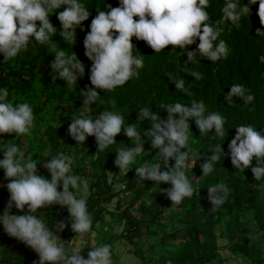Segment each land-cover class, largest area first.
Here are the masks:
<instances>
[{"label": "trees", "instance_id": "trees-1", "mask_svg": "<svg viewBox=\"0 0 264 264\" xmlns=\"http://www.w3.org/2000/svg\"><path fill=\"white\" fill-rule=\"evenodd\" d=\"M243 2L248 4L249 0ZM84 3L92 14L82 22L83 30L77 28L72 46L60 37L61 23L53 13L49 19L57 33L49 45L30 44L26 51L6 61L0 54V87L8 88L10 102L31 103L36 117L29 133L21 136L0 134V144L15 143L21 149L23 159L37 161L38 174L47 179H51V174L44 163L57 152L65 153L71 162L72 172L87 182L88 208L93 216L91 233L95 232V241L85 234L83 245L75 249L78 239L83 238L72 230L66 205L54 203L47 208L42 207L35 214L48 222L49 230L61 242L81 250L80 254L85 259L92 247L108 243L112 246L115 262L119 256L116 247L119 242H124L133 247L130 251L148 264H230L222 254L226 249L242 264H264V178L255 180L251 167L238 169L233 166L228 148L237 125L251 124L258 130L264 128V36L258 37L256 31L258 28L264 30L258 15L259 0L250 5L249 17L241 19L239 28L224 22L220 38L228 43L230 53L227 59L214 63L198 53L200 61L185 63L187 50L169 44L164 51L155 53L145 41L132 37L137 47L133 48L134 54L139 53L145 61L143 68L139 69V76L112 91L104 92L97 88L101 96L91 104H84L80 92V89L94 87L90 82L92 61L84 54L83 40L96 15L95 8L106 10L107 4L116 7L119 0H84ZM223 4L224 0H211L208 11L213 20L221 19ZM32 40L35 43L34 37ZM198 42L197 38L189 48L195 49ZM61 48L68 54L76 52L85 65V73L78 77L77 84H66L51 70L55 55L51 52ZM181 68L195 69L203 74V78L195 81L194 76L181 71ZM169 72L185 79L191 96L176 89L175 82L166 75ZM234 83L243 84L254 100L245 104L242 98L234 96L233 103L227 104L224 97ZM192 100H203L206 114L218 111L226 122L223 135H215L214 129H210L208 134H200L195 121H189L187 149L190 150V162L185 171L195 191L179 205L172 206L167 195L171 188L169 182L141 179L135 171L137 165H152L159 152L152 147L151 138L145 135L151 128L149 118L138 120L137 111L150 107L163 119L167 116V109L160 107L161 104L175 101L190 103ZM104 110L123 115L125 126L133 123L141 131L142 150L126 169H119L115 164V150L123 145L133 146L137 141L135 137H127L123 129L116 134V143L104 149H98L94 135L87 136L84 143H77L68 134L73 116L83 112L95 119ZM174 115L179 117V114ZM218 145H222L224 156L215 162L213 173L201 176V164L210 158L211 149ZM2 158L3 152L0 151ZM160 164L163 167V161ZM174 164L175 159L169 158L165 170ZM252 164L255 165V157ZM7 183L4 170L0 168V215H3L10 198ZM221 184L229 187L228 198L219 208H212L207 187ZM60 190L62 183L58 185ZM74 191L77 196L84 195L82 190ZM113 203L115 207L111 208ZM9 210L13 214L29 212L27 205L21 210L14 203ZM59 222L64 223L63 229H59ZM221 239L226 240L225 246L220 244ZM0 264H39V254L25 242L10 236L0 224Z\"/></svg>", "mask_w": 264, "mask_h": 264}, {"label": "clouds", "instance_id": "clouds-1", "mask_svg": "<svg viewBox=\"0 0 264 264\" xmlns=\"http://www.w3.org/2000/svg\"><path fill=\"white\" fill-rule=\"evenodd\" d=\"M256 2L249 0L245 4L243 0H224L220 20H213L208 11L211 0H119L116 7L107 4L106 10L95 8L96 15L83 40L84 54L92 61L90 82L94 86L80 89L84 104L94 103L101 96L97 88L104 92L112 91L139 76V69L143 68L145 61L139 53L134 54L132 37L145 41L155 53L164 51L169 44L187 50L185 63L200 61L197 53L209 58L212 63L227 59L230 49L228 43L220 38L224 31L222 25L228 22L239 28L241 19L249 17L250 5ZM62 7L63 10H60ZM53 13L57 14L61 23L60 37L71 46L75 43L77 28L83 30L82 22L92 14L84 0H0V54H3V61L15 58L26 51L30 44L49 45L57 33V28L49 19ZM258 15L264 25V0H259ZM256 31L258 37L264 36V30L258 28ZM197 38L199 42L196 48L190 49L189 46L196 43ZM51 53L55 54L51 62L52 72L68 85L77 84L78 77L85 73V65L78 59L76 52L68 54L61 48ZM181 71L190 73L195 81L203 78V74L195 69L181 68ZM166 75L175 82L180 93L191 96L190 87H186L184 78H177L171 72ZM55 79L56 76L53 77ZM234 96L242 98L245 104L254 100L250 90L240 83L230 86V91L224 97L227 104L233 103ZM160 107L167 109L166 118L162 119L150 107L137 111L138 120L149 118L151 128L145 135L151 138L152 147L159 152L152 165H137L135 171L141 179L169 182L171 188L167 190V195L173 206L179 205L185 197H191L195 191L185 171L190 162V150L187 149L189 121H195L200 134H208L210 129H214L215 135H223L226 118L218 111L206 114L203 100H192L190 103L175 101L161 104ZM174 114H179V117L176 118ZM35 119L31 103L10 102L8 88L0 87V134L25 135L29 133ZM70 120L68 134L77 143H84L87 136L94 135L98 149L115 144V136L122 129L130 139L135 137L137 144L123 145L115 150V164L119 169H126L133 164L142 150L144 141L141 131L133 123L125 126L123 115L117 112L104 110L95 119L81 112ZM235 128L236 133L228 143L231 162L238 169L251 167L255 180H261L264 178V128L258 130L251 124H240ZM0 151L3 152L0 168L8 179L6 187L10 193L5 211L0 215V224L10 236L31 246L39 254V264H45L46 261L49 264H114L110 244L101 243L92 247L85 259L80 254L81 250L77 251L61 242L49 230L48 222L35 214L42 207L59 203L67 206L71 228L76 234L84 236L92 230L93 216L88 208L87 182L72 172L71 162L64 152H57L44 163L51 174V179H47L38 174L37 161L23 159L21 149L15 143L0 144ZM224 154L222 145L214 146L210 158L201 164V176L213 173L215 162ZM253 157L255 165L252 164ZM169 158H174L175 164L165 170ZM160 161H163V167ZM61 183L62 190L58 191ZM74 190H82L84 195L77 196ZM229 192V187L223 184L207 187L212 208L222 206ZM13 203L21 210L27 205L29 212L13 214L9 210ZM64 226L63 222H59V229Z\"/></svg>", "mask_w": 264, "mask_h": 264}, {"label": "rangeland", "instance_id": "rangeland-1", "mask_svg": "<svg viewBox=\"0 0 264 264\" xmlns=\"http://www.w3.org/2000/svg\"><path fill=\"white\" fill-rule=\"evenodd\" d=\"M110 207L114 208L115 203H113ZM87 235L91 238V240L95 241V236H96L95 232H93V233L90 232ZM82 238H83V240L81 238L78 239L77 243L75 244V249H78L83 245L84 236H82ZM86 240H87V238H86ZM119 244L120 245L116 247V250H118L119 256H117V259L115 260L114 264H148V263H146V261L144 259H142L140 256H138L136 253L132 252V250L130 251V249L133 248L131 245L128 247V243H124V242H121V243L119 242ZM220 244L225 246L226 240L221 239ZM114 252H116V251L114 250ZM222 254L228 263H230V264H242L241 260L237 259L229 251V249L223 250ZM149 264H153V263H149Z\"/></svg>", "mask_w": 264, "mask_h": 264}]
</instances>
